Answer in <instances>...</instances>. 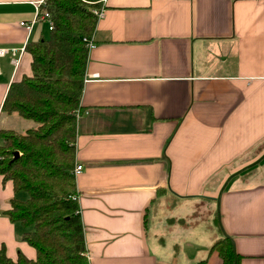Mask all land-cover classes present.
Instances as JSON below:
<instances>
[{"label":"crops","instance_id":"crops-1","mask_svg":"<svg viewBox=\"0 0 264 264\" xmlns=\"http://www.w3.org/2000/svg\"><path fill=\"white\" fill-rule=\"evenodd\" d=\"M40 1L0 0V47L20 54L0 55V123L27 43L50 34ZM92 36L75 175L90 264H223L225 234L240 264H264V158L215 211L264 152V0H107ZM13 195L0 175V243L35 258Z\"/></svg>","mask_w":264,"mask_h":264},{"label":"trees","instance_id":"trees-1","mask_svg":"<svg viewBox=\"0 0 264 264\" xmlns=\"http://www.w3.org/2000/svg\"><path fill=\"white\" fill-rule=\"evenodd\" d=\"M53 28L46 38L27 43L32 73L11 83L3 110L33 119L25 131L0 128V175L11 179L14 195L7 210L22 226L21 237L37 250L35 258H10L0 243V264H90L79 212L76 165L77 118L88 47L97 25L99 0H46ZM19 154L14 156V151ZM211 250L223 264H240L234 239L225 234ZM201 259L192 264H206Z\"/></svg>","mask_w":264,"mask_h":264},{"label":"built area","instance_id":"built-area-1","mask_svg":"<svg viewBox=\"0 0 264 264\" xmlns=\"http://www.w3.org/2000/svg\"><path fill=\"white\" fill-rule=\"evenodd\" d=\"M100 4L98 6H95L93 8L94 13L97 15V18H101L105 14L106 10V3L107 0H99ZM37 18L39 19H44L48 21L49 23V28H53V20H52V14L47 8L46 0H41L40 2L37 3ZM33 22H27L26 20H22L21 24L25 25L28 29H31ZM84 40L86 41V45L88 49H91L96 45L93 36H85ZM18 50L16 48H10V47H0V55H4L6 53L11 52L13 55V61L18 63L19 62V56L17 52ZM3 159V155L0 154V160ZM83 169V164L76 163L73 172L75 175L79 174ZM1 208H2V203L0 201V213H1Z\"/></svg>","mask_w":264,"mask_h":264},{"label":"rangeland","instance_id":"rangeland-1","mask_svg":"<svg viewBox=\"0 0 264 264\" xmlns=\"http://www.w3.org/2000/svg\"><path fill=\"white\" fill-rule=\"evenodd\" d=\"M49 32V31H48ZM4 119L1 121L0 125L4 126V125H8V123L10 122L11 124H9L8 127L14 128L17 131H25L27 128L32 127L34 125L37 124V122L33 119H28V118H24L19 114H13V115H4ZM8 118V119H6ZM215 211H216V215L218 217L219 222L220 221V214H219V202L217 201L216 205H215ZM201 215V214H200Z\"/></svg>","mask_w":264,"mask_h":264},{"label":"water","instance_id":"water-1","mask_svg":"<svg viewBox=\"0 0 264 264\" xmlns=\"http://www.w3.org/2000/svg\"><path fill=\"white\" fill-rule=\"evenodd\" d=\"M19 154V151L18 150H15L14 151V156H17ZM264 158V152L256 159L254 160L253 162H251L250 164L244 166L243 168L237 170L236 172L232 173L228 178L227 180L225 181V183L223 184L221 190H220V193H219V196H218V202H220V197H221V193L223 192L224 188L226 187L228 181L237 173H239L240 171L254 165L255 163L259 162L260 160H262Z\"/></svg>","mask_w":264,"mask_h":264}]
</instances>
